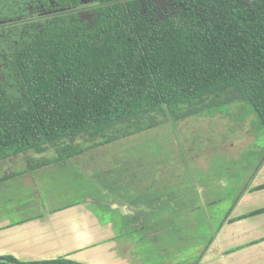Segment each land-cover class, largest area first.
I'll return each mask as SVG.
<instances>
[{"label": "crops", "instance_id": "0c3cea01", "mask_svg": "<svg viewBox=\"0 0 264 264\" xmlns=\"http://www.w3.org/2000/svg\"><path fill=\"white\" fill-rule=\"evenodd\" d=\"M242 95L240 84L216 88L94 128L76 139L80 151L69 158L49 147L0 161V259L264 264V127ZM232 110L243 115L235 119ZM214 129L211 141L205 134ZM155 133L167 134L161 156L117 154L119 162L104 168L83 165L86 154L93 160ZM49 153L58 157L23 166L27 155ZM69 168L76 190L66 194L58 177ZM222 199L224 215L216 216Z\"/></svg>", "mask_w": 264, "mask_h": 264}, {"label": "trees", "instance_id": "16d2710c", "mask_svg": "<svg viewBox=\"0 0 264 264\" xmlns=\"http://www.w3.org/2000/svg\"><path fill=\"white\" fill-rule=\"evenodd\" d=\"M76 2L0 0V161L49 147L69 158L94 128L234 84L264 127V0H168L160 17L140 0H98L89 20L11 22L28 4Z\"/></svg>", "mask_w": 264, "mask_h": 264}, {"label": "rangeland", "instance_id": "374dc122", "mask_svg": "<svg viewBox=\"0 0 264 264\" xmlns=\"http://www.w3.org/2000/svg\"><path fill=\"white\" fill-rule=\"evenodd\" d=\"M144 6H145V8L146 7H150V9H151L150 11L156 13V16H158V17L162 16L164 13H166L167 11H170L172 9V6H170L168 0H145L144 1ZM80 15H81V18L85 19V20H89L91 18L90 14L88 12L87 13H81ZM8 26L11 27L10 25H8ZM228 107H229L228 105L227 106H225V105L220 106L217 109L218 113H220L219 116H224L225 117V115L228 114L227 113V109H226ZM246 109H247V111L249 110L251 112V108L249 106H247V105H246ZM231 113H233V114H231L230 116L231 117H235V119H237L238 117H241V115H243V114H241L242 112L238 113V114L234 113V110H232ZM219 118L220 117H218V119ZM255 119H256V121H258L257 118H255ZM206 127H208V125ZM207 130H208V128H207ZM210 131H207L205 135L208 136L209 139H211V141H212V140L216 139L217 135H216V130L215 129L212 132H210ZM207 133H208V135H207ZM166 139H167V134L166 133L163 134L162 136H160L159 133L158 134L155 133V134H152V135L151 134L142 135V136L133 138L132 140H129L128 142L123 143L122 145L120 144V146H122V147L119 148V149H118L119 145H115V146H113L111 148H105L107 150H105L103 152L102 156H100L99 158H94L92 160L91 157L86 154L83 157V159H82L83 165H86L89 162L95 160V161H97L95 164L89 163V165H92V166H94L96 168H98V167L104 168L105 165L110 166L112 164H116V163L119 162V158L117 157V154H119L120 158H122L124 155H127V156L124 157V158H127L128 155H131L130 157H132V155L137 156V155L141 154L140 156H141V159H142L146 155V152L149 153L151 151L152 153L153 152L154 153L160 152L158 155L161 156L163 154V151H161V149H162L161 148V145H162L161 142L166 140ZM258 140H259V143H258L257 147L258 148L259 147L263 148L262 144H260L261 137H259ZM81 141H83V140H79V142H81ZM252 143H253V141H252ZM247 145L248 146L246 148L248 150H250V148H249V147H251L250 143H248ZM253 147L256 148L255 146H253ZM240 149H241L240 151L243 152V154H244L245 151H243V149H245V148L242 149V147H241ZM30 154L32 155L33 152L30 153ZM253 154L255 155V153H253ZM54 156H56V157H54ZM57 157L58 156L56 154H52V153L45 154L43 157L27 155V157L24 158L25 160L23 162V164H24L23 166H27L26 169H28L31 166L34 167L36 165V163L39 162V160L52 161V159H56ZM130 157L127 158V159H131ZM144 158H146L148 160L150 159L149 156H145ZM206 159L207 160L208 159L211 160L210 158H206ZM77 160H79V158H77ZM163 160L164 161L166 160V161L163 162V163H160V165H165L167 160H168V158L166 156H164ZM46 162H45V166L46 165H52V164H50V162L48 164ZM217 162H218V165L221 163L220 158H219V161L216 160V163ZM84 163H86V164H84ZM227 165H230V164L226 163V166ZM69 166L73 167V164H70ZM85 170L86 169H84V171ZM96 172H97V170H96ZM100 172H99L98 175L103 176ZM118 174L119 173L115 174L114 177H116ZM84 175L87 178H89V176L87 174H84ZM74 182H76V181H75V178H74V171H73L72 168H69L68 171L63 172V175H60L58 177V185L59 186L63 185V189L65 190L66 194L70 193L72 191V189L76 190V183H74ZM238 185H239V182H238ZM212 211H214L216 213V216H223L224 215V211H225V201L222 199V202L219 203L218 205H216L214 208H212ZM218 220H219V217H218ZM205 233H206V231H204V234Z\"/></svg>", "mask_w": 264, "mask_h": 264}, {"label": "flooded vegetation", "instance_id": "af4514ba", "mask_svg": "<svg viewBox=\"0 0 264 264\" xmlns=\"http://www.w3.org/2000/svg\"><path fill=\"white\" fill-rule=\"evenodd\" d=\"M144 1L145 0H140L141 4L145 8ZM97 3H98V0H78V2H76L73 5H71L68 8H51L49 10H43V11L37 13V14H32L31 13L33 7H32V5L28 4L26 9H25L29 13L28 15L15 17L12 20L9 19L8 21L11 20V22H15L16 23L17 21L28 19V17L32 18V16L35 17V18H49V17H52V16H54L56 14H63L65 12H69V11H71V12L72 11H76V12H79L80 14L81 13H87V12L90 13L89 11L95 10V7L97 6ZM61 4H63V0H52V5L58 6V5H61ZM48 6L49 5H47V7ZM145 9L149 11L150 7H146ZM80 14H79V16H80Z\"/></svg>", "mask_w": 264, "mask_h": 264}, {"label": "water", "instance_id": "95a60500", "mask_svg": "<svg viewBox=\"0 0 264 264\" xmlns=\"http://www.w3.org/2000/svg\"><path fill=\"white\" fill-rule=\"evenodd\" d=\"M5 22H0V25H2V24H4ZM0 262H1V260H0Z\"/></svg>", "mask_w": 264, "mask_h": 264}]
</instances>
